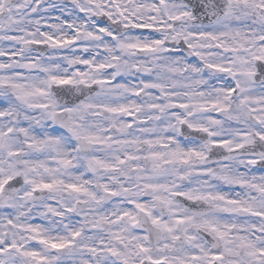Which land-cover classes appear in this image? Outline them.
Here are the masks:
<instances>
[{
  "label": "snow or ice",
  "instance_id": "snow-or-ice-1",
  "mask_svg": "<svg viewBox=\"0 0 264 264\" xmlns=\"http://www.w3.org/2000/svg\"><path fill=\"white\" fill-rule=\"evenodd\" d=\"M0 58V264H264V0H0Z\"/></svg>",
  "mask_w": 264,
  "mask_h": 264
},
{
  "label": "rangeland",
  "instance_id": "rangeland-1",
  "mask_svg": "<svg viewBox=\"0 0 264 264\" xmlns=\"http://www.w3.org/2000/svg\"><path fill=\"white\" fill-rule=\"evenodd\" d=\"M53 3H61V0H55V1H53ZM69 8H71V6H69ZM42 15H48V14H42ZM82 15V14H81ZM57 16H60V12L58 11V12H52V13H50V20H49V22L50 23H56V22H59V21H57V20H55V17H57ZM62 19H64V18H67V13H65V15L63 16V17H61ZM42 30H47L46 28H44V29H42ZM0 59H6V58H0ZM0 106H2V105H0ZM218 116H219V114H218ZM220 117V116H219ZM221 118V117H220ZM238 126V125H237ZM258 175L260 174L259 172L257 173ZM54 203V202H53ZM0 211H7V210H3V209H0ZM30 222H32V223H34V224H46L47 222L46 221H44V220H42V219H40L39 217H37L36 219H34V220H32V221H30ZM85 258H87L86 257V254H85ZM72 259H79V257H73ZM66 264H72V260H66Z\"/></svg>",
  "mask_w": 264,
  "mask_h": 264
},
{
  "label": "flooded vegetation",
  "instance_id": "flooded-vegetation-1",
  "mask_svg": "<svg viewBox=\"0 0 264 264\" xmlns=\"http://www.w3.org/2000/svg\"><path fill=\"white\" fill-rule=\"evenodd\" d=\"M53 1H55V0H51V2H53ZM63 3L67 4L68 6H71V0H63ZM56 12H58V11H56ZM138 31H141V30H138ZM143 31H147V30H143ZM62 52H63V53H67V50L64 49V50H62ZM84 55L87 56V54H84ZM54 87H55V86H54ZM61 87H63V86H61ZM213 115L216 116V118H220V117L218 116L217 113H214ZM126 119H127L129 122H131L132 119H133V117H126ZM233 127H238V126L235 125V124H233ZM194 135L200 136V135H203V134H194ZM255 168H256V169H260V171L264 172V168H261V166L258 165V164L255 166ZM181 199H182V198H181ZM73 219H74V220H78V219H80V218L74 216ZM137 231H138V233L142 234V232H141L139 229H138ZM86 257H87L86 259H91L90 254H86ZM84 258H85V257H84Z\"/></svg>",
  "mask_w": 264,
  "mask_h": 264
},
{
  "label": "water",
  "instance_id": "water-1",
  "mask_svg": "<svg viewBox=\"0 0 264 264\" xmlns=\"http://www.w3.org/2000/svg\"><path fill=\"white\" fill-rule=\"evenodd\" d=\"M43 46H44V45H34L33 47H34V48L41 49V48H43Z\"/></svg>",
  "mask_w": 264,
  "mask_h": 264
}]
</instances>
